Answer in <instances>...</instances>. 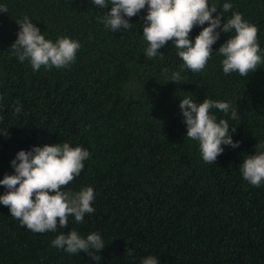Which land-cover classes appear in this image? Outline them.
I'll use <instances>...</instances> for the list:
<instances>
[{"label": "trees", "instance_id": "trees-1", "mask_svg": "<svg viewBox=\"0 0 264 264\" xmlns=\"http://www.w3.org/2000/svg\"><path fill=\"white\" fill-rule=\"evenodd\" d=\"M233 8L221 24L239 12L258 26L264 52V0H209ZM0 180L13 175L11 161L21 150L70 143L89 151L81 174L63 190L92 187L95 211L82 222L69 217L57 232L34 233L0 204V264H141L155 256L159 264H264V182L243 179L241 165L264 144V66L248 77L225 74L216 53L231 33L212 46L203 72L183 68L173 42L156 57L146 56L144 10L133 27L111 32L98 19L111 11L92 0H0ZM220 8V9H219ZM28 17L47 40L67 36L81 44L66 68L34 71L21 63L11 45ZM203 26L190 33L195 37ZM179 72L180 83L171 82ZM196 103L231 102L238 119H225L238 148L222 145L214 163H206L198 141L187 137L179 104L185 95ZM21 111L15 113L14 109ZM7 189L0 186V196ZM72 229L86 238L98 233L105 248L99 261L83 252L52 247ZM94 251V250H92ZM132 255H128V252Z\"/></svg>", "mask_w": 264, "mask_h": 264}, {"label": "clouds", "instance_id": "clouds-1", "mask_svg": "<svg viewBox=\"0 0 264 264\" xmlns=\"http://www.w3.org/2000/svg\"><path fill=\"white\" fill-rule=\"evenodd\" d=\"M100 9L111 5V11L98 19L111 32L133 27L127 18L138 15L147 6V15L143 17V38L148 43L146 56L156 57L159 49L172 41L183 61V68L194 73L203 72L207 62L213 55L212 46L223 33H231L227 41L216 52L224 59L222 68L225 74L238 72L248 77L258 68L264 66V52L258 43L259 28L245 20L241 13L233 12L231 18L221 24V17L233 8L231 3H224L222 13H217V5L209 0H92ZM220 9V8H219ZM6 5H0V12L7 13ZM20 31L11 45L13 55L21 63L28 60L34 71L66 68L76 60L81 48L77 40L67 36L55 42L47 40L40 29L30 22L26 16L16 22ZM195 37L194 43L190 33L196 26H203ZM179 72H173L171 82L180 83ZM187 137L199 142L202 159L206 163H214L224 151L222 145L233 149L240 142H233L232 134L236 128H230L225 119L217 120L212 109L225 114L231 111V118L238 119V110L231 102H220L204 99L196 103L192 95H185L179 104ZM20 107L14 109L15 113ZM7 135V130L0 132ZM90 156L89 151L81 146L73 147L70 143H57L43 147H33L29 151L21 150L11 161L13 175H5L0 186L7 191L0 196V204L7 206L11 216L18 219L34 233L57 232L69 224V217L74 216L76 222H82L85 214L95 209L91 206L95 199L92 187H82L80 191L63 190L78 177L84 161ZM243 179L249 184L259 187L264 182V144H257L255 154L247 156L240 168ZM59 226V228H58ZM52 247L63 249L69 254L83 252L93 260L99 261L97 253L104 248L102 237L98 233L88 234L86 238L72 229L67 235L60 234L51 242ZM94 250V251H92ZM132 255V252H128ZM141 264H159L155 256H147Z\"/></svg>", "mask_w": 264, "mask_h": 264}]
</instances>
